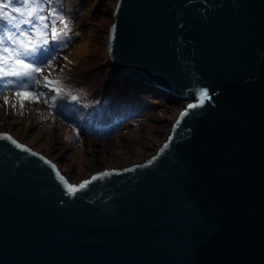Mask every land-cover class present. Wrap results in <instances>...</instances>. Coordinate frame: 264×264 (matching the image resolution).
<instances>
[{"label": "water", "instance_id": "obj_1", "mask_svg": "<svg viewBox=\"0 0 264 264\" xmlns=\"http://www.w3.org/2000/svg\"><path fill=\"white\" fill-rule=\"evenodd\" d=\"M108 53L189 101L148 161L81 182L0 128V264H264V0H118Z\"/></svg>", "mask_w": 264, "mask_h": 264}, {"label": "rangeland", "instance_id": "obj_2", "mask_svg": "<svg viewBox=\"0 0 264 264\" xmlns=\"http://www.w3.org/2000/svg\"><path fill=\"white\" fill-rule=\"evenodd\" d=\"M117 1L35 0L31 7L37 9L36 15L30 18L26 15L29 4L13 0L5 12V27L0 24V36L21 39L19 34L24 32L28 39H38L35 32L46 33L48 43L37 65L44 67L43 75L59 79L62 89L57 94L42 85H29V91L43 96L40 102L25 98L21 108V98L15 95L16 78L5 79L0 85V122L52 154L75 182L99 170L127 167L124 156L117 158L114 152H123L136 164L148 161L166 142L189 101L165 98L115 71L108 53V32ZM39 16L47 19L40 21ZM60 17L68 22V34L52 40V26L62 27ZM29 19L30 23H24Z\"/></svg>", "mask_w": 264, "mask_h": 264}, {"label": "snow or ice", "instance_id": "obj_3", "mask_svg": "<svg viewBox=\"0 0 264 264\" xmlns=\"http://www.w3.org/2000/svg\"><path fill=\"white\" fill-rule=\"evenodd\" d=\"M12 2L13 0H0V19L5 18V12L11 7ZM34 2L35 0H25V3L29 4V10L26 15L30 18L36 15L37 9L31 7V4ZM12 11L19 12L20 9L12 8ZM38 19L40 21H45L47 18L45 16H39ZM59 21L62 27L57 28L53 25L51 28L50 34L52 40H58L62 36H67L68 34V22L65 21L63 17H60ZM30 22L31 19L24 21V23ZM48 27V24H43V28ZM19 35L22 37L21 39H16L12 35L0 36V82L7 78H16L18 83L15 95L16 97L21 98L20 107L23 108L25 98L32 102H40V98L43 96V93L37 94L34 91H29V85H42L57 94H60L62 89L60 87L59 79H50L48 75H43L44 67L37 65V61L43 53V45L48 43V40L45 38L46 33L44 31H37L36 36L38 39H28L27 34L24 32H20ZM6 40L11 42V47L6 45ZM43 63H48V61H44ZM38 76H43V80L38 79ZM7 82L8 84H12L11 79H8ZM207 96V91L202 92L200 96L201 102H203ZM3 99L5 100V103H8L7 97H3ZM72 99H76V97L73 96ZM13 107H15V105H13ZM189 107H195V105H189ZM8 139H11V137H8ZM13 143L15 142L13 141ZM165 147H167V145H165ZM57 175L59 176V173H57ZM101 175L107 176L109 173L105 172ZM95 178L96 177L93 179ZM60 179L63 180V177H60ZM87 183L89 182L86 181L80 184L79 189H83ZM77 190L76 186L70 184L67 185V191L69 193H74Z\"/></svg>", "mask_w": 264, "mask_h": 264}, {"label": "bare ground", "instance_id": "obj_4", "mask_svg": "<svg viewBox=\"0 0 264 264\" xmlns=\"http://www.w3.org/2000/svg\"><path fill=\"white\" fill-rule=\"evenodd\" d=\"M185 104H184V106H185ZM6 125H7L6 122H4V121L0 122V128L6 129ZM132 133H133V136H137L138 130H134ZM136 141H140V140L139 139H136ZM123 154L124 153L121 152V151L114 152V156L117 157V158H119L121 156H124L123 158L127 161V164L125 166H131V165H135L137 163L135 160L132 159V157H130L128 155H123Z\"/></svg>", "mask_w": 264, "mask_h": 264}, {"label": "trees", "instance_id": "obj_5", "mask_svg": "<svg viewBox=\"0 0 264 264\" xmlns=\"http://www.w3.org/2000/svg\"><path fill=\"white\" fill-rule=\"evenodd\" d=\"M0 20H3V21L0 22L1 26H2V27H5V23H4V22H5V19L3 18V19H0ZM0 28H1V27H0ZM11 30H12V31H11ZM11 30H10L11 32H14L13 29H11ZM35 33H36V32H35ZM7 35H9V34H7ZM6 41H7V40H6ZM9 47H11V45H9ZM3 82H4V81L0 82V85H2Z\"/></svg>", "mask_w": 264, "mask_h": 264}]
</instances>
